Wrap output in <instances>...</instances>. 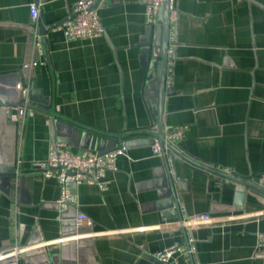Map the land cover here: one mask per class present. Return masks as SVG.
<instances>
[{
  "label": "crops",
  "instance_id": "0c3cea01",
  "mask_svg": "<svg viewBox=\"0 0 264 264\" xmlns=\"http://www.w3.org/2000/svg\"><path fill=\"white\" fill-rule=\"evenodd\" d=\"M79 1L93 0H0V94L14 99L17 84L35 83L48 98V113L37 104L25 109L21 123L13 121L14 167L20 160L25 174L0 187L12 200L0 195V252L21 247L16 264H160L154 253L189 240L195 263L264 264V253L254 255L256 235L264 232V198L247 190L238 201L234 182L184 161L169 164L179 214L162 217L155 202L166 174L151 148L157 74L142 65L135 46L148 33L144 7L137 0L98 1L94 10L114 54L104 35L67 42L58 27L48 29ZM252 1L173 0L177 44H170L169 56L173 49L177 59L167 64L161 132L185 127L176 143L182 155L255 180L264 172V0ZM31 2L39 3V32L42 24L47 28L40 32L42 55L30 40ZM172 35L171 28L170 41ZM49 118L67 125L56 144L72 151L92 150L78 145L81 133L107 137L113 149L136 140L100 178L105 191L72 185L76 202L63 210L57 181L30 167L53 147ZM0 142L6 155L7 137ZM77 213L92 226L69 236ZM202 214L216 222L180 224Z\"/></svg>",
  "mask_w": 264,
  "mask_h": 264
},
{
  "label": "built area",
  "instance_id": "2783aa9c",
  "mask_svg": "<svg viewBox=\"0 0 264 264\" xmlns=\"http://www.w3.org/2000/svg\"><path fill=\"white\" fill-rule=\"evenodd\" d=\"M144 7L145 23L147 25H156L158 23V11L165 4L166 0H137ZM170 1V22L176 18V11L173 6V0ZM92 1H79L72 9V17L62 23L58 29L62 32L65 41L91 40L102 35L103 27L99 22L98 15L94 9L90 8ZM30 25V40L32 47L38 55H42V36L39 32V3L31 2L28 4ZM170 52V51H169ZM24 65V68H27ZM16 89L20 94V102L28 103V85L17 84ZM26 108L17 109L12 114V121L21 123ZM185 127L171 129L164 136V143L160 144L155 138L152 143V155L159 159L168 158V145L176 146V143L182 138ZM126 148L122 145L120 149L110 151L105 154H98L92 151H72L65 144H55L47 157L43 161H33L30 167L39 171L44 178L54 179L60 187V196L57 205L60 210L75 204L76 196L71 191L72 185L81 183L95 184L101 191L107 189V185L100 180L107 171L115 169V160L119 154L125 152ZM16 167L21 168L20 160L16 161ZM258 185L264 187V172L255 178ZM216 222L207 214L193 216L182 220L180 224L183 228L202 224H212ZM76 228H87L92 226V222L82 213H77L75 217ZM23 251L21 247H10L0 252V261L4 258H10L7 264H16L17 256ZM4 253V255H3ZM264 253V232L256 235L254 255L260 256ZM194 248L189 240L185 245L172 244L161 251L153 254L154 259L160 264H200L193 262ZM179 258H182L180 262ZM186 258V259H185ZM189 259V263L188 260Z\"/></svg>",
  "mask_w": 264,
  "mask_h": 264
},
{
  "label": "water",
  "instance_id": "95a60500",
  "mask_svg": "<svg viewBox=\"0 0 264 264\" xmlns=\"http://www.w3.org/2000/svg\"><path fill=\"white\" fill-rule=\"evenodd\" d=\"M99 0H93L90 8L95 9ZM248 4H255L252 0H244ZM259 6V5H257ZM170 1L166 0L165 4L158 11V24L156 25H147L148 33L146 39L139 42L135 46L141 49L143 55L140 57L142 61V65L148 70L157 74L156 78V86L158 88L157 101L156 104L153 105V109H156L157 112V121H156V139L160 144L164 143V137L162 135V105L164 101V96L166 93L165 80L167 73L170 72L167 69V64L169 60H176V56H174V51L172 49V54L169 56L170 44L175 46L177 44L176 40V29L177 22L175 21L173 24L170 22ZM261 7V6H259ZM176 11V17L179 14L177 6L174 7ZM72 17L65 18L61 20V22L49 26L48 29H53L59 27L62 23L69 20ZM171 28L173 30L172 40L170 41ZM47 28L42 24L41 34L44 35ZM102 35L105 36L107 43L114 54H116L117 48L114 47L109 39L105 35V30H103ZM170 57V58H169ZM170 94L171 92L168 91ZM20 94L17 91L16 97L6 98L0 94V140L4 137H7V154L4 155L2 150L0 149V187L1 186H10V184L14 181L17 175L25 174V171H22L21 168L17 170L14 167L15 164V150H16V133H17V124L14 123L11 119L13 111L17 109L25 108H36L37 104L40 106L38 110L48 113V98L42 96L41 90L36 88L35 83L31 84V87L28 92V103L23 104L20 102ZM50 139L53 146L57 143L58 138H65L67 134H65L61 128L67 127V125L63 122H56L54 118H49L48 120ZM170 131V130H168ZM62 134V135H61ZM80 137L77 138L78 145L81 141L91 147V151L97 152L98 154H105L115 149H120L122 145L127 149L128 146L136 143V140H128L125 144L121 143L117 148L108 147V138L104 136L91 135L88 133H81ZM81 140V136H83ZM0 142V146H1ZM169 152L168 158L163 157L162 160V168L166 174V181L163 192L158 195V200L155 202L158 210L162 212V217L171 218L174 217L175 214H179V204L177 200V196L174 190L173 180L169 174V164H174L178 161H184L189 166H193L194 168H198L209 172L215 176V178L219 177L221 180H229L236 184L235 188V197L238 198V201L241 202L242 199L246 196V191L249 190L252 194L256 196L264 198V187L258 185L255 180H251L250 178L245 179L237 174L226 173L220 170H216L213 168H209L202 164H199L187 156L181 154V152L177 149L176 146L168 145ZM0 195L5 196L8 200L12 201L8 195L0 193ZM71 227L69 232L66 233L69 236H73L77 233H80L82 228H74V223L69 224ZM4 255V253H3ZM10 258H4L0 261V264H7Z\"/></svg>",
  "mask_w": 264,
  "mask_h": 264
}]
</instances>
